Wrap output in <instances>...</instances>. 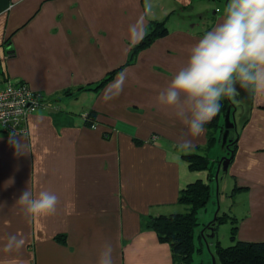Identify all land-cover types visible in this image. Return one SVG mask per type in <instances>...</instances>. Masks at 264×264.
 I'll use <instances>...</instances> for the list:
<instances>
[{"label": "crops", "instance_id": "1", "mask_svg": "<svg viewBox=\"0 0 264 264\" xmlns=\"http://www.w3.org/2000/svg\"><path fill=\"white\" fill-rule=\"evenodd\" d=\"M145 2L0 0V78L24 83L55 105L28 114L26 134L0 128V264H97L105 243L115 264H172L168 244L144 220L184 212L179 191L198 179L210 184L213 197L212 169L190 171L182 158L206 144V128L193 139L157 97L224 10L209 16L198 0H149L151 12L143 16ZM166 18L167 34L124 66L140 42L132 26L143 21L148 33ZM122 66L100 89H86ZM122 71L123 92L105 102ZM252 94L224 174L247 195L246 211L234 217L238 241H264V96ZM182 139H192V147L180 148ZM28 189L56 193L57 213L26 217L16 202ZM11 234L25 240L18 252L3 251Z\"/></svg>", "mask_w": 264, "mask_h": 264}, {"label": "clouds", "instance_id": "2", "mask_svg": "<svg viewBox=\"0 0 264 264\" xmlns=\"http://www.w3.org/2000/svg\"><path fill=\"white\" fill-rule=\"evenodd\" d=\"M150 12L151 4L146 0L143 16ZM131 32L135 33L137 43L142 40L146 34L143 21L133 25ZM127 78L126 71L117 74L104 93L105 102L119 97ZM237 85L264 96V0H228L221 22L191 48L186 63L159 93L157 101L174 108L187 125L189 135L195 139L220 111V101L239 95ZM179 147L190 149L192 139H182ZM17 150L22 151L20 144ZM16 203L29 219L47 218L57 213L60 198L50 190L34 195L28 189ZM24 244L23 237L11 234L3 251L18 252ZM113 252L112 244L105 243L97 264H115Z\"/></svg>", "mask_w": 264, "mask_h": 264}, {"label": "trees", "instance_id": "3", "mask_svg": "<svg viewBox=\"0 0 264 264\" xmlns=\"http://www.w3.org/2000/svg\"><path fill=\"white\" fill-rule=\"evenodd\" d=\"M166 20L159 22H152L151 28L146 33L142 40L130 50L129 58L126 65L131 64L136 55L142 50L149 47L154 40L163 37L167 34ZM124 66L111 71L101 81L94 84L93 87L88 86L86 89H100L107 82H109L116 72L121 70ZM79 89H84L80 87ZM221 107L218 114L207 123L204 128L207 130V142L204 148L199 146L192 148L187 154L182 155L186 161L190 171H211L213 168L212 160L207 156V152L213 147L216 142L218 130L221 131V117L227 113L230 100L225 97L220 101ZM93 115L89 113L86 117V124L93 127ZM237 140L235 139L228 145L230 155L228 161H233L234 153L236 150ZM204 151L206 153L201 154ZM241 188L235 187L232 192H237ZM210 184L198 179L194 182L188 183L180 189L177 202L186 207L184 212H175L170 214H160L158 216H148L144 220V227L152 230L161 243L168 244L171 252L172 264H191L193 254L196 251L194 238L195 230L201 224L199 222L200 211L206 209V206L211 197ZM225 215V214H224ZM216 221L223 222L225 218L216 216ZM238 220L233 217L232 223H236L231 228V240L235 243L228 247H218L217 253L220 264H264V241H238L236 239L237 222ZM64 239L63 237H61Z\"/></svg>", "mask_w": 264, "mask_h": 264}, {"label": "rangeland", "instance_id": "4", "mask_svg": "<svg viewBox=\"0 0 264 264\" xmlns=\"http://www.w3.org/2000/svg\"><path fill=\"white\" fill-rule=\"evenodd\" d=\"M200 1V11L211 16L216 7L225 9L228 0H198ZM207 10V11H204ZM217 11V9H216ZM239 95L230 98L229 110L221 117L222 129L217 134V139L213 147L210 149L208 156L212 159L213 185L215 184V193L206 206V209L200 211L199 222L205 223L195 230L194 244L196 251L193 254L191 264H220L217 249L218 247H228L235 243L231 240V228L236 223H232L233 217H241L246 211L247 195L241 191L233 194L235 187H239L238 180L230 176L225 178L224 174L228 170V156L230 150L228 145L237 139V132H240L243 118L248 112L247 107L252 99V91L240 88L237 85ZM206 145L201 146L204 148ZM201 154L206 152L201 151ZM209 172L203 173L208 174ZM205 177V176H204ZM219 184V185H218ZM217 190L220 191L219 199L215 200ZM231 191V192H230ZM230 192L228 196L226 193ZM217 204V206H216ZM225 214V215H224ZM225 218L223 222L214 220L216 216ZM238 231L236 233V239Z\"/></svg>", "mask_w": 264, "mask_h": 264}, {"label": "built area", "instance_id": "5", "mask_svg": "<svg viewBox=\"0 0 264 264\" xmlns=\"http://www.w3.org/2000/svg\"><path fill=\"white\" fill-rule=\"evenodd\" d=\"M41 107L55 105L45 101L42 94L33 92L24 83L0 78V128L3 131L11 135L26 134L28 114Z\"/></svg>", "mask_w": 264, "mask_h": 264}]
</instances>
